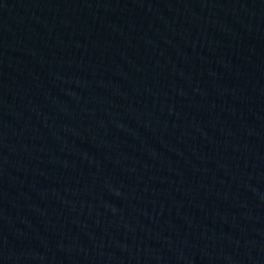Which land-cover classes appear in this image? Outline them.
I'll use <instances>...</instances> for the list:
<instances>
[{"label": "water", "instance_id": "water-1", "mask_svg": "<svg viewBox=\"0 0 264 264\" xmlns=\"http://www.w3.org/2000/svg\"><path fill=\"white\" fill-rule=\"evenodd\" d=\"M0 264H264V0H0Z\"/></svg>", "mask_w": 264, "mask_h": 264}]
</instances>
